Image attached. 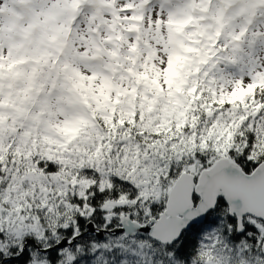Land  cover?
I'll use <instances>...</instances> for the list:
<instances>
[{"label": "clouds", "instance_id": "1", "mask_svg": "<svg viewBox=\"0 0 264 264\" xmlns=\"http://www.w3.org/2000/svg\"><path fill=\"white\" fill-rule=\"evenodd\" d=\"M148 2L81 0L47 25L25 20L23 30L9 25L19 5L12 0L0 4V56L5 65L9 51L12 60L24 61L17 64L19 76L5 78L0 95V212L5 226L9 220L31 226L38 217L54 236L58 227H76L79 208L73 197L87 199L94 187L108 190L105 201L115 200V191L134 203L162 189L160 176L168 164L187 163L193 152L204 161L220 155L218 147L237 149L236 160L244 154L245 141L239 138L243 103L217 101L233 99L232 92L254 82L250 76H264V57L254 61L251 72L242 73L240 62L241 54L250 55L254 45L264 42V23H257L264 7L212 0L214 11H224L223 25L196 5L197 19L179 30L169 28L167 13L158 7L144 20L121 11L133 4L139 16ZM202 15L208 18L200 20ZM262 91L256 92L257 99ZM229 122L237 127L225 139ZM254 147L264 155V140ZM49 164L54 172L48 171ZM247 164L245 157L241 167ZM199 244L188 261L178 264L204 259Z\"/></svg>", "mask_w": 264, "mask_h": 264}, {"label": "snow or ice", "instance_id": "2", "mask_svg": "<svg viewBox=\"0 0 264 264\" xmlns=\"http://www.w3.org/2000/svg\"><path fill=\"white\" fill-rule=\"evenodd\" d=\"M7 2L0 0V4ZM80 2L12 0L19 7L13 8L9 25L21 30L25 20L47 25L57 14L67 11V6L76 9ZM86 2L106 4L110 0ZM211 2L149 0L139 16L135 14L133 4L121 11L126 15L131 14L133 20H144L146 16L151 17L154 7H158L160 13H167L169 28L176 26L179 30L197 19L196 5H200L201 12L210 13L213 20L218 19L223 25L226 19L223 9L214 11ZM215 2L219 3L220 0ZM245 2L264 7V0ZM206 3L208 7L203 6ZM61 5L64 7L61 8ZM206 18L207 15L199 17L200 20ZM159 23L161 21H157ZM257 23H264V16ZM32 26L28 25L29 28ZM216 36H221L219 30ZM233 39L238 41L240 36ZM2 40L0 31V48L3 47ZM240 62L245 63L243 54L240 55ZM21 63L24 61L12 60L10 51L7 65L0 56V95H3L5 78L11 80L20 75L16 68ZM247 63L252 65L248 68V72H251L254 67L251 54ZM172 67L170 60L169 73ZM244 71L242 67L241 72ZM249 78L254 82L248 84V91L252 94L247 100L243 92H232L233 99L226 102L221 98L217 101L219 105H232L240 100L244 105L239 138L245 144L244 154L239 160L233 159V153L238 151L234 147L223 150L218 147L217 151L221 154L207 161L193 152L187 163L178 160L174 165L168 164L164 169L166 175L160 176L162 189H153L150 195L142 196L134 203L126 201L115 191L112 192L115 200L105 201L108 190L94 187L91 189L94 195L87 199L73 197V202L79 208L76 227H58L54 236L42 227L43 220L38 217L31 226L28 222L20 224L17 221L13 224L11 220L5 226L3 213L0 212V264H27L29 261L31 264H178L179 260L188 261L198 246L195 240L189 241V236L195 237L201 233L199 248L204 259L197 264H264V155L254 147L256 142L264 140V91L259 99L256 96L257 91L264 89V76ZM8 86L11 87V84ZM192 91L196 92V89ZM229 123L232 127L224 133L225 139H230L232 129L237 127L235 123ZM245 157L248 164L241 167ZM39 167L43 168L44 162H40ZM55 170L53 165H48V171ZM116 183L121 181L117 180ZM124 187L132 185L125 183ZM98 202L103 203L97 206ZM44 210L48 211L47 207ZM53 211L58 209L54 207ZM50 236L52 239H47Z\"/></svg>", "mask_w": 264, "mask_h": 264}, {"label": "rangeland", "instance_id": "3", "mask_svg": "<svg viewBox=\"0 0 264 264\" xmlns=\"http://www.w3.org/2000/svg\"><path fill=\"white\" fill-rule=\"evenodd\" d=\"M250 54L252 55V59L254 61H256L258 57H264V42H258L256 45H254L253 48L251 49V53ZM244 57H245V63L241 65V68L243 67V68H245V71H248V68H250L252 65L247 63V61H248V55H244ZM261 67H264V65H261ZM257 85H259V84H257ZM236 92L238 94L240 92H243L246 95L249 93V91L246 90L243 87H241ZM246 95L244 96V98L247 97Z\"/></svg>", "mask_w": 264, "mask_h": 264}, {"label": "trees", "instance_id": "4", "mask_svg": "<svg viewBox=\"0 0 264 264\" xmlns=\"http://www.w3.org/2000/svg\"><path fill=\"white\" fill-rule=\"evenodd\" d=\"M257 87H259V85H257ZM246 90H248V88H246ZM252 91L255 92V88H253ZM251 94H252V93L249 92L247 95H246V94H245V95L248 97V96H250ZM101 230H102V229H101ZM202 235H203V233H201V234H199L198 236H195V237H193L192 235H190L188 239H189L190 242L193 241V240H195V243L198 244L199 237L202 236Z\"/></svg>", "mask_w": 264, "mask_h": 264}, {"label": "water", "instance_id": "5", "mask_svg": "<svg viewBox=\"0 0 264 264\" xmlns=\"http://www.w3.org/2000/svg\"><path fill=\"white\" fill-rule=\"evenodd\" d=\"M97 235L99 236V233H97ZM102 239V237H100Z\"/></svg>", "mask_w": 264, "mask_h": 264}]
</instances>
